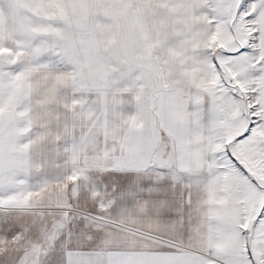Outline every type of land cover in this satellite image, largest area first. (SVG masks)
Listing matches in <instances>:
<instances>
[{
  "label": "snow or ice",
  "instance_id": "6c2138e0",
  "mask_svg": "<svg viewBox=\"0 0 264 264\" xmlns=\"http://www.w3.org/2000/svg\"><path fill=\"white\" fill-rule=\"evenodd\" d=\"M0 264H264V0H0Z\"/></svg>",
  "mask_w": 264,
  "mask_h": 264
}]
</instances>
